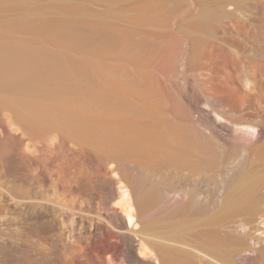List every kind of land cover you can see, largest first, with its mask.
<instances>
[{"label": "bare ground", "instance_id": "bare-ground-1", "mask_svg": "<svg viewBox=\"0 0 264 264\" xmlns=\"http://www.w3.org/2000/svg\"><path fill=\"white\" fill-rule=\"evenodd\" d=\"M59 9L57 90L33 84L39 68L16 74V50L5 47L0 92L34 131L58 126L122 213L105 207L116 231L96 218L70 231L63 222L71 259L43 262L264 264V0H60ZM44 142L23 148L40 156ZM9 147L1 163L12 161ZM66 182L58 197L82 189ZM163 206L172 209L152 217Z\"/></svg>", "mask_w": 264, "mask_h": 264}, {"label": "rangeland", "instance_id": "rangeland-1", "mask_svg": "<svg viewBox=\"0 0 264 264\" xmlns=\"http://www.w3.org/2000/svg\"><path fill=\"white\" fill-rule=\"evenodd\" d=\"M59 3L60 0H0V50L5 47L16 50L14 53L16 58L13 57V64L10 65L11 68L14 67L13 71L16 74L23 71L31 72L36 67L31 72V74L37 72L34 74L37 78L32 79L33 84L36 82L34 84L36 86L37 83L41 85L43 82V86L51 91L57 90L53 74L50 76L51 69L57 67L55 60L61 53ZM42 54L47 55L46 63L41 58L44 57ZM28 57H32L31 60ZM37 58L40 62H44L43 67L40 62L38 63ZM31 63L35 64L32 66ZM35 70L37 71L34 72ZM39 75H42L41 81ZM1 94L0 92V147L10 146L12 157L9 161H12L8 163L0 161V264H49L43 262L46 261V254L51 258L60 255L64 263L71 259L72 253L68 250L71 241L66 240L63 222H66L70 231L78 219L90 221V218H96V222L105 225L106 229L116 231L113 223L109 220L104 221L102 217L106 206L115 207L119 213H122V200L120 197L111 200L106 191L95 188L91 175L81 172L75 157L76 147L73 144L62 146V135L58 126L49 127L42 130L43 132L34 131L36 129L26 121L24 114L15 108L13 97L9 94ZM5 130H7L6 134ZM8 139H13L10 140L12 146ZM37 142L40 145L44 142L46 145V148L41 146L44 155L41 151H38L40 156L34 153L38 157L33 155L32 151H25L26 143L29 146L28 143L33 145ZM24 146L26 148H23ZM18 153H20L19 159L16 157ZM20 155L24 158L21 163L18 162L21 160ZM15 175H26L27 183H21ZM62 180L82 189L73 196L58 197L56 185ZM85 180L88 181V185L83 186ZM26 190L29 191L30 207L24 204ZM134 206L138 216L140 209ZM87 207L89 210H86ZM171 209L169 206L157 207L150 214L152 217L161 216ZM137 218L140 224L133 227L135 230H139L145 220L144 217L140 218V215ZM37 228L42 230L44 235L37 232ZM99 236L101 245L108 244L109 241L101 236V231H98L97 237Z\"/></svg>", "mask_w": 264, "mask_h": 264}]
</instances>
